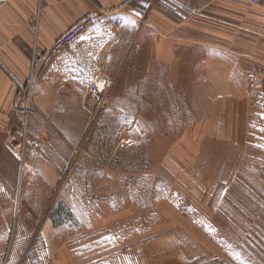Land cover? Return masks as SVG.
<instances>
[{"label": "rangeland", "instance_id": "obj_1", "mask_svg": "<svg viewBox=\"0 0 264 264\" xmlns=\"http://www.w3.org/2000/svg\"><path fill=\"white\" fill-rule=\"evenodd\" d=\"M125 27L93 24L1 112L0 264H264V86L235 101Z\"/></svg>", "mask_w": 264, "mask_h": 264}, {"label": "crops", "instance_id": "obj_2", "mask_svg": "<svg viewBox=\"0 0 264 264\" xmlns=\"http://www.w3.org/2000/svg\"><path fill=\"white\" fill-rule=\"evenodd\" d=\"M88 17L117 30L132 25L138 40L148 39L153 60L171 71L186 60L213 87L231 89L235 101L264 62V3L252 0H0V114L16 102L29 71L39 74L56 41ZM255 81L264 86V75Z\"/></svg>", "mask_w": 264, "mask_h": 264}, {"label": "built area", "instance_id": "obj_3", "mask_svg": "<svg viewBox=\"0 0 264 264\" xmlns=\"http://www.w3.org/2000/svg\"><path fill=\"white\" fill-rule=\"evenodd\" d=\"M254 3H264V0H252ZM94 19L88 17L81 22H78L73 27H71L65 34H63L54 44L51 52L43 56V62L45 64L50 63L53 60V55L55 52H58L65 48L69 43H71L75 38H77L81 33L86 29L92 26ZM258 75H264V62H258L254 71L249 75L248 79L251 83H256V78ZM99 84L95 85L94 92H99Z\"/></svg>", "mask_w": 264, "mask_h": 264}, {"label": "bare ground", "instance_id": "obj_4", "mask_svg": "<svg viewBox=\"0 0 264 264\" xmlns=\"http://www.w3.org/2000/svg\"><path fill=\"white\" fill-rule=\"evenodd\" d=\"M98 84H99V88H100L99 92H102L104 90L105 83L103 81H100Z\"/></svg>", "mask_w": 264, "mask_h": 264}]
</instances>
